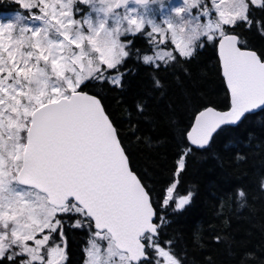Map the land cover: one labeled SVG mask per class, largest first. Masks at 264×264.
Segmentation results:
<instances>
[{"label": "snow or ice", "instance_id": "1", "mask_svg": "<svg viewBox=\"0 0 264 264\" xmlns=\"http://www.w3.org/2000/svg\"><path fill=\"white\" fill-rule=\"evenodd\" d=\"M9 8L0 13V264H72L70 236L77 264H192L169 231L196 206L198 191L183 188V177L196 153L218 144L235 164L247 161L249 124L264 118V46L251 39L264 41V0H11ZM208 50L223 97L211 105L190 97L177 118L166 78L191 77L189 65ZM129 65L146 76L125 130L110 94L126 97ZM157 118L172 128L171 151L152 175L132 138L151 145L141 125ZM225 183L216 214L227 226L233 208L264 201V172ZM192 239L205 248L201 231ZM208 240L233 244L215 229ZM233 255L234 264H264V246ZM201 264L217 261L206 253Z\"/></svg>", "mask_w": 264, "mask_h": 264}, {"label": "trees", "instance_id": "2", "mask_svg": "<svg viewBox=\"0 0 264 264\" xmlns=\"http://www.w3.org/2000/svg\"><path fill=\"white\" fill-rule=\"evenodd\" d=\"M11 0H0V13L11 11ZM255 46H264L258 36H253ZM215 55L211 50L202 51L189 65L191 77H183L177 82L175 76L169 74L166 78L168 84V98L176 108L177 118L185 115L184 106L190 97L197 102L218 104L223 97V90L215 70ZM131 69L130 90L125 98H119L115 93L110 94V103L118 120L124 123L127 129L128 112L131 111V97L139 90L141 80L146 73L129 65ZM127 101V102H125ZM158 110L153 108V112ZM159 111H163L160 109ZM142 131L152 136L151 145L137 144L133 137L132 148L136 160L149 174L161 172L168 154H170V135L172 128L165 119L157 118L155 123L144 122ZM250 138L243 141V151L248 153L245 163L235 164L229 156H225L221 145H216L208 153H196L189 162L187 175L183 177V188L195 186L198 197L195 208L186 216L173 223L170 232L181 238L182 246L186 248L192 264H201L206 253L214 256L217 264H234L235 251L248 248L259 252L264 246V201L257 198L255 209L233 208L229 213L228 224L217 216L218 198L227 183H252L254 178L264 172V118H257L249 124ZM214 153L223 158L217 159ZM183 191V189H180ZM215 229L217 232H226L233 242L232 248L226 245L209 243L208 237ZM201 231L205 237L201 243L205 248L197 247L192 239L195 231ZM78 239L70 236L69 251L72 264L79 260Z\"/></svg>", "mask_w": 264, "mask_h": 264}]
</instances>
